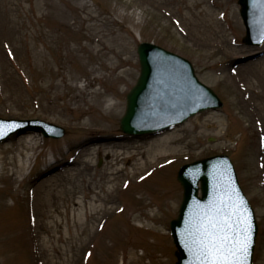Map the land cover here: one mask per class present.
<instances>
[{
	"label": "rangeland",
	"instance_id": "obj_1",
	"mask_svg": "<svg viewBox=\"0 0 264 264\" xmlns=\"http://www.w3.org/2000/svg\"><path fill=\"white\" fill-rule=\"evenodd\" d=\"M245 35L238 0H0V117L65 131L27 129L0 143L1 264H123L132 249L146 252L143 264H175L178 171L217 154L232 158L255 209L254 264H264V43L249 46ZM140 42L190 60L224 105L190 117L169 139L124 133ZM81 92L92 93L76 109L72 94ZM115 168L118 176H105ZM100 205L108 211L88 219ZM36 222L42 258L30 250Z\"/></svg>",
	"mask_w": 264,
	"mask_h": 264
},
{
	"label": "water",
	"instance_id": "obj_2",
	"mask_svg": "<svg viewBox=\"0 0 264 264\" xmlns=\"http://www.w3.org/2000/svg\"><path fill=\"white\" fill-rule=\"evenodd\" d=\"M241 15L247 28L244 42L264 41V0H239ZM141 65L140 76L127 94L126 111L120 120L121 130L141 137L170 129L205 109L223 105L219 96L196 76L192 63L152 42H141L137 48ZM36 129L46 136L61 137L64 129L41 119L0 117V142L14 134ZM183 186V199L177 218L171 221V232L177 246L176 264H195L186 248L189 229L205 214H212L237 195L250 213L253 253L258 231L255 213L243 193L238 177L227 155H216L183 165L178 172ZM201 191V196L199 195ZM1 264V263H0Z\"/></svg>",
	"mask_w": 264,
	"mask_h": 264
},
{
	"label": "snow or ice",
	"instance_id": "obj_3",
	"mask_svg": "<svg viewBox=\"0 0 264 264\" xmlns=\"http://www.w3.org/2000/svg\"><path fill=\"white\" fill-rule=\"evenodd\" d=\"M250 213L237 195L189 229L186 248L195 264H248L252 247Z\"/></svg>",
	"mask_w": 264,
	"mask_h": 264
},
{
	"label": "bare ground",
	"instance_id": "obj_4",
	"mask_svg": "<svg viewBox=\"0 0 264 264\" xmlns=\"http://www.w3.org/2000/svg\"><path fill=\"white\" fill-rule=\"evenodd\" d=\"M239 51H241V50H239ZM243 52L245 51V50H242ZM241 51V52H242ZM248 51H250V50H248ZM256 64H258V62H252V63H249L248 64V66H243V67H255L256 66ZM240 68L241 67H238V69L240 70ZM105 77H107V78H113L112 76H113V71L111 70V74H105L104 75ZM121 76H117L116 77V80L117 81H120L121 80ZM91 93L92 92H87V93H85V94H83L82 92L80 93V94H75V93H73L72 94V102H73V105H75V107H76V109H79L80 108V103H82V102H84L85 103V99H86V96L87 95H91ZM95 95H97V93L95 94ZM72 102L70 103V104H72ZM118 106V102L117 103H115V105H114V108L115 107H117ZM92 109V107L90 106L89 108H88V110H91ZM114 110L115 109H113V110H111L110 111V113L112 114L113 112H114ZM170 134H172V132H170ZM168 132H164V133H162L161 135H163L164 137H166V138H168V137H171L172 135H170ZM160 135V136H161ZM169 139V138H168ZM35 142H33L32 143V149H34V147H35V144H34ZM88 145L87 146H85L82 150H84V151H86V150H88ZM163 153H166V152H162L161 154H163ZM115 155V160H116V163H118V161H122L124 158H125V154H124V152H121V151H119L118 153H115L114 154ZM131 155V154H130ZM134 155H136V154H134ZM133 154L131 155V157L130 158H132L133 156H134ZM28 156V158H29V155H27ZM135 157V156H134ZM136 159V158H135ZM28 163H29V159H27L26 160V162H21L20 163V168H19V170H18V172H21V170L22 169H25L26 167H28ZM142 164H144V162L142 163ZM50 166H53V164H50ZM87 166H88V164H87ZM49 169V168H48ZM137 169H140V168H137ZM84 170L86 171V170H90V168L88 169L87 167H85L84 168ZM114 170H117L116 172L114 171ZM118 171H119V169L118 168H115V169H113L112 171H110L109 172V174H107V175H105V176H118ZM136 172V171H135ZM63 174L62 173H57V174H55V175H53L51 178H48V179H46L45 181H44V183L45 182H47V183H51L52 182V180L53 179H55L57 176H62ZM6 176H8V175H6ZM6 176H3V177H5V178H7ZM15 179V178H14ZM110 180H112V178L110 177V179L108 180V181H110ZM9 181H10V179H9ZM99 199H101V200H104V202H107V199H111L110 198V196H107L106 198H99ZM36 200V198L34 199V201ZM82 202H83V200H82ZM100 206H102L100 209H98V208H96V206H91L90 207V211H91V215H89L88 216V214H87V218L89 219V217H96L100 212H103V214L105 213V212H107L108 211V209H107V207L104 209V206L103 205H100ZM99 207V206H98ZM95 211V212H94ZM141 227V226H140ZM144 227V226H143ZM35 228L37 229L38 228V222H36L35 224H34V230H32L31 232H30V235H29V241H30V250L32 251V253H34L35 254V257H38V256H40V258H42L43 257V255H44V253H46L47 254V250L45 249V247H43V245L40 243V239L38 238L39 236H38V233L35 231ZM85 229H88V227H85ZM150 230H151V228H149ZM84 232H82L81 234H83ZM50 236V235H49ZM75 237H77V236H75ZM50 238H52V236H50ZM78 238V237H77ZM53 239H54V237H53ZM73 246H75V245H73ZM83 246H84V244H83ZM86 246V245H85ZM54 248L56 249V247L54 246ZM77 249H73V251H76ZM66 251H67V249H66ZM132 252H131V255H130V258H129V261H128V258H125V257H123V264H131V263H135V264H143V258H144V256L146 255V252L144 251L141 255H139V254H137L136 253V251H135V249H132L131 250ZM77 254L75 253V252H73L72 253V257H74V256H76ZM40 264H44V260H40Z\"/></svg>",
	"mask_w": 264,
	"mask_h": 264
}]
</instances>
